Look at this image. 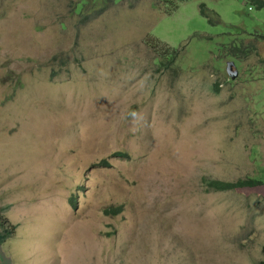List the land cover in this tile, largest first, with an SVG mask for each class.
Here are the masks:
<instances>
[{
  "label": "rangeland",
  "instance_id": "1",
  "mask_svg": "<svg viewBox=\"0 0 264 264\" xmlns=\"http://www.w3.org/2000/svg\"><path fill=\"white\" fill-rule=\"evenodd\" d=\"M76 1L0 0V264H259L264 9Z\"/></svg>",
  "mask_w": 264,
  "mask_h": 264
},
{
  "label": "trees",
  "instance_id": "2",
  "mask_svg": "<svg viewBox=\"0 0 264 264\" xmlns=\"http://www.w3.org/2000/svg\"><path fill=\"white\" fill-rule=\"evenodd\" d=\"M128 2V0H77L76 2H73L74 6V13L78 14L81 18L84 16H87V12L89 11V14H92L93 11L99 7H102L100 10L96 11L97 16L100 15L102 12H104L103 8H105L108 3L112 2V3H119V2ZM136 1V0H135ZM161 1L162 6H161V10L163 8H166L168 10L169 13L174 12L176 9H178V6L184 2H188L191 0H157V2ZM219 1V0H217ZM245 4L249 5L250 7H253L255 9L258 10H263L264 9V0H242ZM153 7L156 6V3L152 5ZM207 7L206 2L201 0V3L199 4V10L202 13L203 16L206 17V19L210 22H217L218 17L215 16L214 14H207V12L204 11V9ZM91 8V9H90ZM209 8V7H208ZM210 9V8H209ZM212 10V9H210ZM214 11V10H212ZM212 23V22H210ZM257 28V29H256ZM244 33V31H243ZM250 33H254L257 35H254L255 38H260V37H264V32H263V27H260L258 25H256L251 31ZM249 35V33H247ZM205 39V38H204ZM210 39H212V37H210ZM233 45L234 48H236V53H227V55H233L234 57L239 56L238 51L240 52V54L246 53V51H241V50H237L238 47H241L242 44H239L235 41V39L233 40ZM209 52V51H208ZM162 56L164 57L163 60H167L170 61L173 57L172 54H165ZM162 59L160 56L158 58L155 59V62H157V60ZM235 60V58H233V61ZM237 63V61H236ZM161 64V63H160ZM116 157H123L125 156L124 153H116L115 155ZM101 165H107V162L105 160L100 162ZM254 176L248 177V178H239L236 181H225V180H220V179H208L206 177H202V182L205 183V185L207 187H209L210 189H214V190H235V189H239V188H245V187H253V186H257L260 183H263L264 181H261L260 179H255L253 178ZM70 202L73 203V205H75V201L74 199L70 198ZM112 207V206H110ZM110 207H105L103 208V212L107 213V212H112L114 213V215H118L120 209H115L113 211H110ZM3 223H0V227H3ZM7 228V229H5ZM4 228V233H0V247L3 245V243L5 242V239L9 238V237H13L14 232L11 231V229H9L8 225H6ZM262 253H263V259L262 261H260L259 264H264V247H262Z\"/></svg>",
  "mask_w": 264,
  "mask_h": 264
},
{
  "label": "clouds",
  "instance_id": "3",
  "mask_svg": "<svg viewBox=\"0 0 264 264\" xmlns=\"http://www.w3.org/2000/svg\"><path fill=\"white\" fill-rule=\"evenodd\" d=\"M253 38H255V36L253 35L252 36ZM225 55H227V53H225ZM230 62H234V66L233 67H231V69H232V71H230V72H228V64L230 63ZM230 62H228L227 63V65H226V71H227V73H228V75L230 76V78L231 79H233V77L235 76V74H236V72H237V70L235 71L234 69L237 67V64H236V62L235 61H233V59H231V61ZM238 63V62H237ZM115 158H119V157H115ZM101 162V161H100ZM108 163V162H107ZM101 164V163H100ZM70 198H72V199H74V197L71 195L70 196ZM70 198H69V200H70ZM75 201V200H74ZM74 207L76 206V204L75 205H73ZM2 209H0V222L1 223H3V225H4V223L6 224V225H8V226H11V224H10V221H9V218L7 217V216H3L2 215ZM10 238V237H9ZM4 244V243H3ZM262 250V249H261Z\"/></svg>",
  "mask_w": 264,
  "mask_h": 264
},
{
  "label": "water",
  "instance_id": "4",
  "mask_svg": "<svg viewBox=\"0 0 264 264\" xmlns=\"http://www.w3.org/2000/svg\"><path fill=\"white\" fill-rule=\"evenodd\" d=\"M234 66V62H230L229 64H228V72H230V71H232V69H231V67H233ZM236 75V74H235ZM234 78V77H233Z\"/></svg>",
  "mask_w": 264,
  "mask_h": 264
}]
</instances>
